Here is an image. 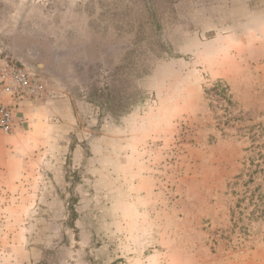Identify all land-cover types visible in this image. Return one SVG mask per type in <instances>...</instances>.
<instances>
[{
    "label": "rangeland",
    "instance_id": "374dc122",
    "mask_svg": "<svg viewBox=\"0 0 264 264\" xmlns=\"http://www.w3.org/2000/svg\"><path fill=\"white\" fill-rule=\"evenodd\" d=\"M7 63L41 89L0 127V264H264L230 215L264 149V0H0Z\"/></svg>",
    "mask_w": 264,
    "mask_h": 264
},
{
    "label": "trees",
    "instance_id": "16d2710c",
    "mask_svg": "<svg viewBox=\"0 0 264 264\" xmlns=\"http://www.w3.org/2000/svg\"><path fill=\"white\" fill-rule=\"evenodd\" d=\"M209 93L222 98L218 99V102L224 101L230 107L234 105L231 99L225 97L227 96L225 89L218 90V86L215 85ZM239 120V116H230L225 124L229 125ZM262 135V132L260 134L255 132L252 140ZM250 151L251 156L244 164L243 171L234 178L231 190L235 201L230 214L233 231L237 229V233L244 236L251 234L250 229L253 225L264 226V149L257 145L252 146Z\"/></svg>",
    "mask_w": 264,
    "mask_h": 264
},
{
    "label": "built area",
    "instance_id": "2783aa9c",
    "mask_svg": "<svg viewBox=\"0 0 264 264\" xmlns=\"http://www.w3.org/2000/svg\"><path fill=\"white\" fill-rule=\"evenodd\" d=\"M40 89L38 80L25 67L15 63L4 66L0 75V91L10 94L15 108L38 94ZM14 107L0 105V127L5 131L12 127Z\"/></svg>",
    "mask_w": 264,
    "mask_h": 264
},
{
    "label": "crops",
    "instance_id": "0c3cea01",
    "mask_svg": "<svg viewBox=\"0 0 264 264\" xmlns=\"http://www.w3.org/2000/svg\"><path fill=\"white\" fill-rule=\"evenodd\" d=\"M32 99V98H31ZM0 100H2V103L3 104H6V105H9V106H11V107H14V103H13V100H12V98H11V96L10 95H5V96H3L2 98H1V96H0ZM26 101V100H25ZM23 102L21 105H19L17 108H15L14 107V109H16V111L18 112V113H20L21 112V109L24 107V108H26L25 110L26 111H23V112H26V114L28 113V112H30V113H32L31 111H32V109H34V107L33 108H31L30 106L33 104L32 103V101H30V100H27L26 102Z\"/></svg>",
    "mask_w": 264,
    "mask_h": 264
}]
</instances>
